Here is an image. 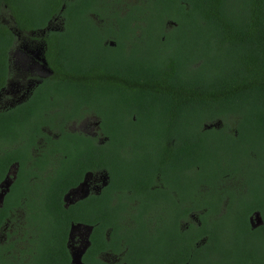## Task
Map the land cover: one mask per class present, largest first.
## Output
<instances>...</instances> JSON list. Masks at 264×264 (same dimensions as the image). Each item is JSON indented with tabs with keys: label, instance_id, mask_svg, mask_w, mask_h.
Instances as JSON below:
<instances>
[{
	"label": "trees",
	"instance_id": "trees-1",
	"mask_svg": "<svg viewBox=\"0 0 264 264\" xmlns=\"http://www.w3.org/2000/svg\"><path fill=\"white\" fill-rule=\"evenodd\" d=\"M66 6L62 30L47 39L54 79L8 119L10 127L38 125L54 133L59 141L51 153L61 157L60 166L18 173L26 181L24 219L10 218L15 237L0 251L24 241L21 249L39 252L37 264H69L68 233L81 224L92 227L90 264H104L98 251L118 238L127 254L123 264H148L144 217L169 195L142 192L139 176L163 173L169 183L179 175L180 188L195 180L205 189L200 264H264V0H74ZM14 18L18 28L44 26L20 8ZM4 52L0 47V58ZM87 116L98 119L104 146L68 130ZM5 123L0 118V135ZM39 133L51 144L53 136ZM86 171L106 173L100 199L64 207L63 197ZM133 175L139 196L156 199L136 215L133 207L110 205L117 192L130 193L133 202ZM9 212L0 209V229ZM252 212L263 222L254 229Z\"/></svg>",
	"mask_w": 264,
	"mask_h": 264
},
{
	"label": "flooded vegetation",
	"instance_id": "flooded-vegetation-1",
	"mask_svg": "<svg viewBox=\"0 0 264 264\" xmlns=\"http://www.w3.org/2000/svg\"><path fill=\"white\" fill-rule=\"evenodd\" d=\"M17 1L19 5L11 4L10 0H0V33L4 34V37L0 38V47L5 50L1 54L5 57L0 58V118H4L7 122L5 123V132L0 135V209H9L10 211L9 216L3 219V226L0 229V244L6 245L15 237L12 230L8 229L10 218L17 215L19 223H23L24 210L26 209V181L24 176H20L18 173H43V168L51 173L54 168L60 166L58 159L61 158L57 153H51L56 151L59 140L50 130L42 129L38 125H33V129L26 130L20 129L18 124L10 127L8 119L15 112L24 109L33 94L45 87V82L54 79L55 75L46 58L47 39L50 34L62 30L63 16L67 15L66 4L71 3L72 7L74 3V0ZM18 8L26 16L31 14L33 17L42 18L44 26L36 28L32 26L33 24H26L24 26H28L27 28H18L14 18ZM87 119L94 121V132L77 128ZM67 128L71 132H81L89 136V140L98 147L105 145V138L98 133L99 121L95 117L87 116L77 124L71 123ZM40 130H45L47 135L53 136L49 141L51 144L48 146L43 142ZM43 161H47V164H42ZM46 171L44 173H47ZM86 176L87 179L84 181ZM139 177L142 181V187H140L142 192L145 189L149 192L158 190L169 195V199L164 203L159 200L157 203L154 202V211L144 217L150 224L151 235L148 264H170L169 254L176 264H200L196 250L206 240L200 235L202 212L199 208H201L205 191L201 182L192 180L189 183L191 185L186 187L184 180V187L180 188L181 178L179 175L178 180L173 183H169L163 173H151L150 175L142 173ZM83 182L85 184L81 187L82 190L76 192L75 190ZM137 182L140 181H135L133 175L132 203L128 202L131 200L130 193L124 196L121 192H117L110 205L112 207H133V212L136 215V210L142 208L147 201L156 200L139 196L141 192L139 186L137 188ZM107 184L108 178L104 171H86L82 174L81 181L66 193H71L69 198L65 200V196L63 197V206L74 205L81 200L90 198V196L100 199L102 189ZM118 194L119 197H117ZM118 200L121 203H117ZM97 203L99 207H105L104 202ZM185 209H193V212H186ZM253 213L255 212H252L248 217V223L252 229L256 228L252 227L256 225L255 220H250ZM130 222L134 223V220ZM91 231L92 227L88 225H71L66 245L69 264H73L72 257L80 253L82 254L78 264H90L89 254L86 255V253L90 245ZM105 239H107L106 234ZM159 239L161 242L156 243V240ZM23 242L21 241L19 249L0 251L2 255L0 264H37L39 252L21 249ZM116 243L118 246L109 241L110 248L98 251L97 258L102 263L123 264L124 257L127 255L126 250L121 249L122 240L118 238ZM85 245L87 248L83 250ZM115 247H119V249Z\"/></svg>",
	"mask_w": 264,
	"mask_h": 264
},
{
	"label": "water",
	"instance_id": "water-1",
	"mask_svg": "<svg viewBox=\"0 0 264 264\" xmlns=\"http://www.w3.org/2000/svg\"><path fill=\"white\" fill-rule=\"evenodd\" d=\"M109 45H113V43L112 42H110L109 43ZM87 179V176L85 177V179H84V181ZM84 182L81 184V186H79L75 191L77 192V190L79 191H81L82 190V188L81 187H83L84 186ZM70 194L71 193H68V194H66L65 195V200H67V198H69V196H70ZM251 219H254L255 220V222H256V225L255 226H252V227H258V226H260V225H262V219H261V216H260V214L258 213V212H255V213H253L252 214V216L250 217V220ZM89 234H90V232H89ZM88 234V235H89ZM87 248V245H85L84 246V248H83V250H85ZM81 254L82 253H80V254H77V256H73L72 257V263L73 264H78V263H80V258H81Z\"/></svg>",
	"mask_w": 264,
	"mask_h": 264
},
{
	"label": "rangeland",
	"instance_id": "rangeland-1",
	"mask_svg": "<svg viewBox=\"0 0 264 264\" xmlns=\"http://www.w3.org/2000/svg\"><path fill=\"white\" fill-rule=\"evenodd\" d=\"M110 42L108 41V43H110ZM93 123H94V121L92 119H87L83 123H81L80 125H78L77 128L80 129V130H83L84 129V130H88L90 132H94Z\"/></svg>",
	"mask_w": 264,
	"mask_h": 264
}]
</instances>
